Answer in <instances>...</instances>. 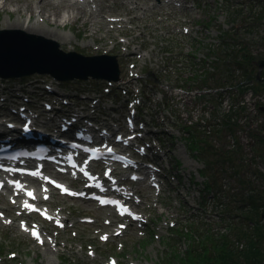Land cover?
Returning a JSON list of instances; mask_svg holds the SVG:
<instances>
[{"label": "rangeland", "instance_id": "1", "mask_svg": "<svg viewBox=\"0 0 264 264\" xmlns=\"http://www.w3.org/2000/svg\"><path fill=\"white\" fill-rule=\"evenodd\" d=\"M57 1V0H56ZM233 1V2H232ZM236 0H227L220 1V0H208L204 12L199 14L198 20L202 25L201 31H199L193 37V47L192 52L195 54V57H202L205 56L209 58L208 53L211 51H218L219 55L223 58V61L220 64H217L218 67L215 68V77L217 80L220 79L221 84L225 82L226 84L238 83L240 80L243 81V84H250L251 82L254 83L256 89L258 91H262L264 89V84L262 83H255L254 80H250L248 77L249 73H252V65L250 61L247 59L244 60L243 66L239 63H236L238 60V54H243L241 45H236L234 47H224V46H216L213 44L216 38L224 36L225 34L223 27L220 24L221 18L227 16L229 19H242L245 21H251L249 27L252 29L247 33V29L244 30L243 35L248 38V43L244 47V51L247 53H251L252 55L263 54L264 56V2L258 4H251V9L248 8L247 2L245 5H235ZM3 0H0V5L2 4ZM17 4L15 2L7 4L5 10L0 8V29L2 28H14V27H6L2 26L1 23H6L7 21H14L18 18L17 12L13 10V7ZM39 10L38 8L35 9V12ZM28 14V13H26ZM25 15V13H24ZM23 16V14H22ZM252 16H258L260 18L259 24L255 27L253 20L251 19ZM32 20H37L36 16H31ZM257 17V18H258ZM86 21V22H85ZM136 24L132 26V28H120V29H109L108 27L103 26H95L92 22L85 20V18L76 17L74 20L69 19L65 26H61L60 28L52 27V29H57L61 33L67 34L65 38L62 37H55L54 35H43L48 38H53L60 42L61 47L63 49L69 48H76V50L85 53V54H94L100 52H108V53H115L119 56H123L124 51H126V43L124 41H120V38L127 36V39L134 33ZM139 26L136 27V31H140ZM28 34H36L40 35V33H33L30 31H25ZM158 33V32H157ZM239 33V32H237ZM240 35V34H236ZM235 35V36H236ZM42 36V34H41ZM157 45L152 49H146L150 51L147 56L149 59L146 60L145 65L152 66L156 70L155 72L158 75H163L165 70L162 69V61L161 57L163 52L159 46L163 47L164 45H168L167 40H160L156 38ZM158 46V47H157ZM229 50L232 52V58L229 57ZM232 62H231V61ZM157 64V66H155ZM159 67V69H157ZM243 68V71L237 77L231 75L229 71L235 73L239 72ZM204 69L205 71H202ZM144 71L147 69L144 68ZM158 70V71H157ZM204 72L210 73L208 68H199L193 69L191 71H185L182 74V77H192L193 82L197 81V85L199 89L197 90V97L200 99H206L205 104L208 108V111L211 110L216 118V126L215 130H213V134L209 136L211 143L214 144V148L218 151L219 149L226 150L235 148L232 152V158L228 159L227 161L223 162L224 164H217L216 168L221 171L220 174H217L221 179L222 186L221 191L227 189L229 192L233 191V194L237 196H242L241 191L244 188L250 190V188L255 187L257 190L262 191V196L264 199V175L261 174L260 170L264 171V115L258 112V110H254L252 108V101L254 95L250 96L248 90H244L242 92H237L234 90L229 97L227 93L221 90L215 91H208L210 93H204L205 86L202 83V79L205 77L208 78L207 75L204 77ZM165 78H162L164 80ZM211 82H215L211 80ZM232 87L231 90H233ZM247 89V87H246ZM207 90V89H206ZM218 93L220 95H218ZM222 94V95H221ZM208 95V96H206ZM210 96V98H208ZM236 96H242V99L245 103V113L241 115L238 120L237 124L234 126V130L231 132L223 131L220 128L219 122L222 121L223 113H225L228 109L229 104L232 102V98ZM212 97H214L213 100ZM221 100V104L219 107L217 106L219 101ZM191 98L189 100L190 105ZM258 102V100L256 101ZM193 105V104H192ZM191 107V106H190ZM197 111L200 112L199 104L196 105ZM207 111H202L201 116L207 115ZM264 113V112H263ZM199 113H196L192 119H199L196 117ZM191 117V113H190ZM201 121V120H200ZM211 124V123H210ZM258 127H261L259 135L253 134L255 129L257 130ZM250 128V129H249ZM249 129V130H248ZM257 133V132H256ZM262 133V134H261ZM220 135L219 139H216V136ZM253 135L255 136L253 138ZM260 139L258 140V137ZM208 138V137H207ZM210 159V157H209ZM211 161V160H210ZM237 169L239 171L238 174L235 176L230 175L228 176V172L230 170ZM257 169L256 173H253V170ZM231 172V171H230ZM212 175V171L210 172ZM260 173V174H259ZM259 175V176H258ZM253 192V191H252ZM222 194V193H221ZM64 205H69L66 201H62ZM81 206L77 208H84L83 212H86V209H94L93 205L86 206L85 202L80 204ZM232 205V204H231ZM167 206H163L160 208L163 210V216L165 213H178L179 209L174 208H166ZM72 208H75L72 206ZM166 208V209H165ZM164 210H166L164 212ZM101 212H103L101 210ZM168 217V216H167ZM262 217V215H261ZM164 218V217H163ZM263 221V219L261 220ZM227 224L229 222L227 221ZM7 239L3 243L8 244L5 250L8 252L0 254V264H93L92 262L87 261L89 255L87 254V246L83 241L84 237L82 235L81 243L82 248L79 252H75L69 246L66 248L67 252L60 257L54 253H47L42 248L32 245L26 241V238H23L14 229H6ZM227 230L226 228L222 229ZM130 238H125V247L122 250L121 257L119 260L123 264H128L130 261L142 263L143 260L147 259L149 263L153 264H178L177 259L181 256V250H184L187 246L188 240L185 239L180 243V246L174 245L172 248L168 249L166 245H164L163 249L166 248V252L164 254L156 253L157 248H161L163 245L162 243H148L146 246L145 256L143 257V250L141 246L146 244L145 241H142L144 238L133 239L132 243H129ZM78 237L75 238V242H78ZM75 244V243H74ZM140 244V245H139ZM78 243H76V246ZM149 250H148V249ZM3 249V248H2ZM168 249V251H167ZM12 250L15 252V257H11L9 255V251ZM147 253V254H146ZM151 257V258H150ZM63 258V259H62ZM62 259V260H61ZM104 259L102 257H98L95 261L99 264H104ZM139 259V260H138ZM94 262V263H95Z\"/></svg>", "mask_w": 264, "mask_h": 264}, {"label": "trees", "instance_id": "2", "mask_svg": "<svg viewBox=\"0 0 264 264\" xmlns=\"http://www.w3.org/2000/svg\"><path fill=\"white\" fill-rule=\"evenodd\" d=\"M227 120L229 122L230 118ZM251 190L247 205L242 206L239 218L231 225L232 235L236 241H242V246H237L231 233H221L208 238L209 245L200 251L195 246L190 248L183 264H263L264 234L260 215L264 213V202L261 190L255 187Z\"/></svg>", "mask_w": 264, "mask_h": 264}, {"label": "water", "instance_id": "3", "mask_svg": "<svg viewBox=\"0 0 264 264\" xmlns=\"http://www.w3.org/2000/svg\"><path fill=\"white\" fill-rule=\"evenodd\" d=\"M14 33H20L19 39L25 40V42L18 49L3 47L0 50L1 75H20L33 71H48L58 78L85 77L89 74L95 77H112L110 73L98 71V68H96L97 63L89 62L88 58L78 54H64L57 50L55 42L47 41L38 36L35 37V35H25L19 31H14ZM28 48L30 49L28 50ZM33 52H35V55L31 56ZM28 60L34 63H29L22 67L25 61L28 63ZM257 64L262 67L264 60H258ZM109 65L114 68L113 63H109ZM257 78H259V73Z\"/></svg>", "mask_w": 264, "mask_h": 264}, {"label": "bare ground", "instance_id": "4", "mask_svg": "<svg viewBox=\"0 0 264 264\" xmlns=\"http://www.w3.org/2000/svg\"><path fill=\"white\" fill-rule=\"evenodd\" d=\"M15 2L17 5L13 7V10L17 12L18 19L14 21H7L1 23L2 26L6 27H20L33 33H40L42 35H54L55 37H64L67 34L61 33L57 29L52 27L60 28L65 26L69 19L74 20L76 17L85 18V20L92 22L97 25V21L92 19L91 14L86 17V8L80 4L75 3L72 0H3L0 8L5 10L7 4ZM38 8L37 12L35 9ZM25 13V15H24ZM28 13V14H26ZM23 14V18H22ZM36 16L37 20H32V16ZM86 22V21H85ZM0 50L2 48H20L25 40L17 39L14 37H8L6 32H0ZM12 46V47H10ZM30 48H28L29 50ZM35 55V52L31 56ZM32 58V57H30ZM24 62V61H22ZM33 64L34 62L23 63L22 67L27 64ZM84 123V121H80Z\"/></svg>", "mask_w": 264, "mask_h": 264}, {"label": "snow or ice", "instance_id": "5", "mask_svg": "<svg viewBox=\"0 0 264 264\" xmlns=\"http://www.w3.org/2000/svg\"><path fill=\"white\" fill-rule=\"evenodd\" d=\"M34 175H35V173H34ZM29 195H31V193H29ZM26 207H31V206H29V205H25ZM33 235L34 236H36L37 237V239H39V237H38V234L37 233H35V232H33Z\"/></svg>", "mask_w": 264, "mask_h": 264}]
</instances>
